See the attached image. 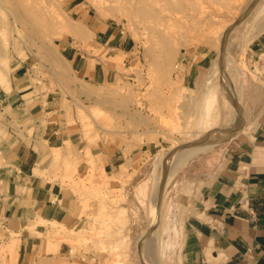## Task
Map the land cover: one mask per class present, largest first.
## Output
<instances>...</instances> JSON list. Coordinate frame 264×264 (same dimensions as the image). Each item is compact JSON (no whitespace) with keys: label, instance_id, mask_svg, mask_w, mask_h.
<instances>
[{"label":"rangeland","instance_id":"rangeland-1","mask_svg":"<svg viewBox=\"0 0 264 264\" xmlns=\"http://www.w3.org/2000/svg\"><path fill=\"white\" fill-rule=\"evenodd\" d=\"M262 16L264 0H0V94L17 78L18 85L26 81L32 65L36 73L44 66L64 70L65 55L90 36L86 17L120 32L116 49L97 52L114 63L115 79L91 91L99 100H78L75 112L67 107L72 129L66 150L43 158H52L73 218L51 222L45 252L54 259L47 264H183L192 212L178 179L192 159L230 137L220 131L238 127L239 115L229 118L239 113L240 66L256 78L263 67L244 56L239 63L227 47L236 50L245 28ZM80 27L83 34H77ZM33 80L42 89L55 84L54 77ZM210 92L216 104L209 109ZM98 144L106 153L121 146L116 156L123 163L98 167ZM165 173L170 179L162 181ZM13 246L0 244V264Z\"/></svg>","mask_w":264,"mask_h":264},{"label":"crops","instance_id":"crops-1","mask_svg":"<svg viewBox=\"0 0 264 264\" xmlns=\"http://www.w3.org/2000/svg\"><path fill=\"white\" fill-rule=\"evenodd\" d=\"M84 23L90 36L84 46L64 54V70L44 66L42 73H36L32 65L26 81L18 85L21 77L17 78L11 82V91L0 94V244H14L1 258L6 264L51 262L54 257L45 252L44 235L54 219H73L65 211L68 207L58 189L60 178H55L52 158H43L54 149L66 150L72 129L67 107L71 105L75 112L78 100H99L91 91L115 79L114 63L108 64L97 52L116 49L120 36L119 29L108 22L86 17ZM253 25L242 32L236 50L227 47L239 63L244 56L250 64L259 59L263 67L256 78L240 66L239 113L229 118L239 115L238 127L220 131V136L230 137L192 159L178 179L192 212L183 240V264H264V16ZM77 34H83L81 27ZM44 72L47 79L54 77L55 84L48 81L42 89L33 79L45 81ZM202 143L194 154L213 141ZM105 147L97 146L103 157L96 160L97 166L105 162L106 167L118 168L123 163L116 156L121 146L107 153ZM132 157L131 171L136 165Z\"/></svg>","mask_w":264,"mask_h":264},{"label":"bare ground","instance_id":"bare-ground-1","mask_svg":"<svg viewBox=\"0 0 264 264\" xmlns=\"http://www.w3.org/2000/svg\"><path fill=\"white\" fill-rule=\"evenodd\" d=\"M215 96H216L215 93L210 92V93L208 94V96L206 97V98H207V99H206V103L208 104L207 106H208L209 109H210V107H211L210 105H214V104H216V103H215ZM216 106H217V105H216ZM208 108H207V109H208ZM209 109H208V111L206 110V117H207V115H208L209 118H210V115L212 116L211 112H213V111L209 112ZM219 111H220V110L216 111V116L219 114V113H218ZM214 113H215V112H214ZM211 140H212V139H211ZM212 141H213V140H212ZM200 143H202V142H200ZM202 144H204V143H202ZM202 144H201V145H202ZM195 145H198V143H197V144H193L192 146H195ZM198 147H199V146H198ZM194 148H195V147H194ZM196 148H197V146H196ZM196 148H195V149H196ZM195 149H194V150H195ZM198 149H199V148H198ZM191 152H193V151H191ZM171 158H172V157H171ZM171 158H170V159H171ZM174 158H175V157H174ZM179 159H180V158H178V160L172 165L173 167L171 168V170H170L169 172L166 171V172H167V175H168V173H170V172L172 171V169L175 170L174 168H176V166L178 165V163H179ZM171 161H174V160H171ZM170 163H171V162H170ZM177 167H178V166H177ZM156 168H158V167H156ZM168 169H169V168H168ZM158 171H159V170H158ZM175 171H176V170H175ZM173 173H175V172H173ZM156 174H158V173H156ZM156 174H155V175H156ZM170 174H171V173H170ZM163 175H164V174H162V176H163ZM167 175H166V173H165V176H164L161 180H162V181H165V178H166ZM173 175H174V174H173ZM156 176H157V175H156ZM171 176H172V175H171ZM167 177H168L167 179H170L169 176H167ZM156 178H157V177H156ZM156 178H155V182H156ZM160 178H161V177H160ZM161 180H160V181H161ZM162 181H161V182H162ZM167 181H168V180H167ZM163 183H164V182H163ZM157 184H158V183H157ZM161 184H162V183H161ZM155 185H156V184H155ZM156 188H157V187H156Z\"/></svg>","mask_w":264,"mask_h":264}]
</instances>
